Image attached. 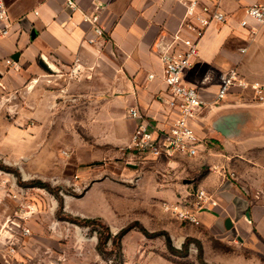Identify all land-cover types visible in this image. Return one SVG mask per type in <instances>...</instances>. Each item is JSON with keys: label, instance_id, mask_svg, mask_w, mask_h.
<instances>
[{"label": "rangeland", "instance_id": "1", "mask_svg": "<svg viewBox=\"0 0 264 264\" xmlns=\"http://www.w3.org/2000/svg\"><path fill=\"white\" fill-rule=\"evenodd\" d=\"M9 77L0 73V264H264V243L185 225L166 210L193 197L196 178L222 177L221 158L239 154L238 146L227 152L214 143L202 161H134L126 144L95 137L105 131L93 130L89 108L73 106L89 99L64 96L61 73ZM231 162V181L247 176V186L251 164ZM140 227L166 232L170 245Z\"/></svg>", "mask_w": 264, "mask_h": 264}, {"label": "crops", "instance_id": "2", "mask_svg": "<svg viewBox=\"0 0 264 264\" xmlns=\"http://www.w3.org/2000/svg\"><path fill=\"white\" fill-rule=\"evenodd\" d=\"M3 1L13 22L10 34L0 38V73L5 77L28 78L40 71L48 72L41 64V61L47 62L63 75L64 96L89 99L73 106L89 108L93 114V130L105 131L95 137L109 143L127 147L137 122L128 115L129 107H136L154 123L167 121L169 93L162 80L156 43L164 35H192L183 25L184 0H107L106 7L99 13V23L105 29L102 37H97L91 24L83 20L84 15L93 14V4L102 0H75V9L68 7L66 0ZM257 1L264 0H219V8L227 15V20L206 29L198 43V57L184 73L185 83L195 86L205 100L201 113L192 120L204 142L195 156H175L202 161L214 143L224 146L227 152L238 146L239 154L223 155L220 162L228 170H224L222 177L208 172L196 178L197 189H204L209 196L199 212L198 225L180 221L172 214L180 223L201 226L228 239L248 235L251 246L264 243V167H261L264 140L241 138L248 124L245 117L248 111L244 110H250V104L244 103L247 109L237 110L232 106L250 100L247 93L233 87L218 105L211 104L221 74L231 67L249 81H264V24L249 19L248 26L239 25L244 18L243 8ZM238 14L240 17L236 18ZM241 37L247 40L248 52H245L247 47H242L245 54L235 48ZM87 38L95 39L94 43L88 44ZM16 54L18 58L14 60L12 56ZM76 58L79 72L70 76ZM7 59L14 64H8ZM149 74L153 77L149 78ZM79 82L84 90L71 91ZM231 159L251 164L253 172L249 173L247 186L243 182L247 176L237 174L241 183L231 181L236 174L231 167L235 162L230 163ZM155 160L165 158L151 161ZM11 258L14 259L10 254Z\"/></svg>", "mask_w": 264, "mask_h": 264}, {"label": "built area", "instance_id": "3", "mask_svg": "<svg viewBox=\"0 0 264 264\" xmlns=\"http://www.w3.org/2000/svg\"><path fill=\"white\" fill-rule=\"evenodd\" d=\"M186 5L183 25L192 35L180 37L175 35L172 41L160 53L162 63V80L166 85L169 98L166 102L169 108L167 121L154 123L136 107L128 108V115L135 119L136 125L131 133L127 149L136 161L142 162L152 159H170L177 154L195 156L204 142L195 131L192 120L196 117L205 100L199 95L195 86L184 81V73L198 57V43L206 29L213 23H224L227 15L220 10L219 0H184ZM71 9L77 7L75 0H66ZM107 5V0L93 4V14L84 15L83 20L90 23L97 37L104 35L105 29L99 23V13ZM244 18L239 21L242 27L249 25V19L258 24H264V1H257L243 8ZM12 19L3 0H0V38L10 34ZM88 44L95 39L87 38ZM245 49L241 48L243 52ZM8 64L14 62L7 59ZM75 64L69 71L70 76L79 72ZM153 74H149L152 78ZM233 87L247 93L252 100L264 101V81H249L243 78L236 68L231 67L220 76L219 86L214 101L225 99ZM208 194L204 189H197L189 201L183 203L172 202L166 205V210L176 219L194 225L200 223L199 212L204 207ZM27 233L28 229L23 228ZM10 251H14L11 247Z\"/></svg>", "mask_w": 264, "mask_h": 264}, {"label": "water", "instance_id": "4", "mask_svg": "<svg viewBox=\"0 0 264 264\" xmlns=\"http://www.w3.org/2000/svg\"><path fill=\"white\" fill-rule=\"evenodd\" d=\"M172 41V36L171 35H164L161 36L156 43V47L158 49V52L161 53L163 49L170 44ZM12 58L14 60H17V54L13 55ZM42 66L48 71V72H57L56 69H54L51 65H49L47 62L41 61ZM167 102V101H166ZM220 101H214L212 103V106H216L219 104ZM244 103L250 104V110H244L247 112L245 115L246 118H248V124L245 127L244 130H242L243 135H242V140H250L252 138L254 139H262L264 140V101H257V100H246L240 105L232 106V108H236L237 110L241 108L247 109V106L245 107ZM211 105H208V108H211ZM236 111V110H235ZM234 111V112H235ZM243 111V110H242ZM201 111L197 113L199 115ZM196 115V116H197ZM237 132V131H236ZM237 143H241L239 141H235ZM226 223L229 224V218L226 219Z\"/></svg>", "mask_w": 264, "mask_h": 264}, {"label": "trees", "instance_id": "5", "mask_svg": "<svg viewBox=\"0 0 264 264\" xmlns=\"http://www.w3.org/2000/svg\"><path fill=\"white\" fill-rule=\"evenodd\" d=\"M91 220L86 219L85 222H90ZM132 228V225H127L125 227H123L122 229H120L114 236V239H120L127 231H129ZM140 230L143 232V234H145L146 236H151V235H158V234H164L165 235V239H166V243L169 246L170 245V239L169 236L166 232L163 233H158V232H154V233H149L147 230H145L143 227H140Z\"/></svg>", "mask_w": 264, "mask_h": 264}]
</instances>
